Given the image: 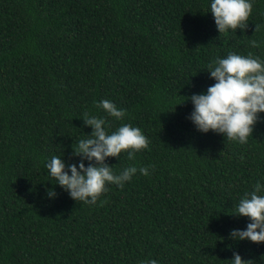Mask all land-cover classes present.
I'll return each instance as SVG.
<instances>
[{"label":"trees","instance_id":"trees-1","mask_svg":"<svg viewBox=\"0 0 264 264\" xmlns=\"http://www.w3.org/2000/svg\"><path fill=\"white\" fill-rule=\"evenodd\" d=\"M206 9L207 0H0V264H231L233 252L264 264V242L228 238L248 222L233 214L240 196L264 184V113L243 144L186 119V97L214 83L212 59H264V0H252L243 30L218 33ZM85 111L148 138L131 160L107 157L114 171L151 166L94 204L73 200L43 166L52 155L66 168L80 159L71 144L91 132Z\"/></svg>","mask_w":264,"mask_h":264},{"label":"clouds","instance_id":"clouds-1","mask_svg":"<svg viewBox=\"0 0 264 264\" xmlns=\"http://www.w3.org/2000/svg\"><path fill=\"white\" fill-rule=\"evenodd\" d=\"M251 10L252 0H207L206 11L211 12L218 33L245 29ZM251 44L255 46L256 41ZM206 69L214 83L205 91L186 97L192 105L186 119L201 133L211 130L222 134L224 139L246 143L259 114L264 113V59L251 52L242 55L229 51L223 57L212 59ZM97 107L115 120H122L125 115V109L108 99L99 100ZM81 118L91 127V132L78 139L74 147L71 144L72 155L80 159L67 163V168L61 155H52L44 162L54 184L66 190L73 200L94 204L108 185L123 187L137 172L148 175L151 166L137 168L130 164L117 172L105 162L107 157H118L122 151L131 160L137 151L147 148L148 138L139 127L122 123L109 131L110 122L105 116L85 111ZM45 195L53 198L56 193L46 188ZM233 214L247 217L248 222L243 229H230V240L264 242V184L257 180L250 191L244 192ZM230 261L231 264H252V259H242L238 252H233ZM139 264H159V261L141 259Z\"/></svg>","mask_w":264,"mask_h":264}]
</instances>
